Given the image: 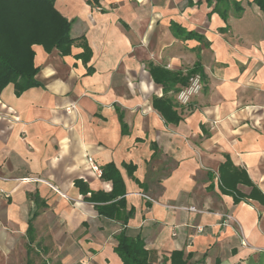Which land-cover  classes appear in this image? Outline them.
Listing matches in <instances>:
<instances>
[{"label":"crops","instance_id":"0c3cea01","mask_svg":"<svg viewBox=\"0 0 264 264\" xmlns=\"http://www.w3.org/2000/svg\"><path fill=\"white\" fill-rule=\"evenodd\" d=\"M234 1L224 20L206 0H55L70 54L34 45L39 85L0 91V264L82 249L123 264L121 231L143 238L152 264L176 251L186 264H264V14ZM195 69L203 88L181 104ZM229 161L251 184L229 180ZM111 193L123 206L107 216L97 207Z\"/></svg>","mask_w":264,"mask_h":264},{"label":"trees","instance_id":"16d2710c","mask_svg":"<svg viewBox=\"0 0 264 264\" xmlns=\"http://www.w3.org/2000/svg\"><path fill=\"white\" fill-rule=\"evenodd\" d=\"M86 1L91 6H100V0ZM206 1L208 4L214 3L213 11L226 20L230 0ZM251 3L258 5L264 14V0H251ZM233 5L237 10L242 9L238 1H234ZM175 25L173 23L172 27ZM70 30L71 21L56 8L55 0H0V91L9 83L14 85L17 95L31 87L38 86L39 82L35 79L38 67L34 63L33 46L41 45L47 51L57 48L62 55L70 54L71 47L77 40L71 36ZM188 35L194 36L195 33H188ZM82 44L85 53L80 57H84L86 62V54L90 53V49L87 44ZM196 74H199L202 79L200 70L195 69L188 73L187 78L183 81L184 87ZM153 75L157 82L164 85L172 84L175 78L173 73L164 69L155 71ZM181 89H176V92L178 93ZM154 103L157 106L160 105L156 99ZM162 112L164 114V111ZM164 118L167 120L166 116ZM100 168L101 177H115L113 174L116 172L112 166ZM229 180H232L234 185L238 181L251 184L245 171L235 167H232ZM76 184L80 186L81 191L87 192L80 180H77ZM107 196V201L111 200V202L106 207L98 205L97 209L101 214L114 216V212H118V208L123 206V200H113L116 198L114 193L106 194V198ZM116 240L115 251L121 257L123 264H152L150 252L146 249L142 237L129 236L125 231H121L116 235ZM171 260L173 264H186V261L182 259V252H173ZM41 264L49 263L45 261Z\"/></svg>","mask_w":264,"mask_h":264},{"label":"built area","instance_id":"2783aa9c","mask_svg":"<svg viewBox=\"0 0 264 264\" xmlns=\"http://www.w3.org/2000/svg\"><path fill=\"white\" fill-rule=\"evenodd\" d=\"M203 88V82L201 79V76L199 74H196L190 78L189 84L182 88L176 95L177 100L181 104H188L191 100V98L194 95H197ZM88 161L90 163L91 168L97 172L98 174L101 173V168L98 165L97 162L93 159V157L89 156ZM9 196V194H7ZM192 210L198 211L196 207H191ZM236 222L235 217L232 214H226L223 217L222 224L225 226L232 225V223ZM202 227H198V231H202ZM246 243V241H245Z\"/></svg>","mask_w":264,"mask_h":264},{"label":"rangeland","instance_id":"374dc122","mask_svg":"<svg viewBox=\"0 0 264 264\" xmlns=\"http://www.w3.org/2000/svg\"><path fill=\"white\" fill-rule=\"evenodd\" d=\"M233 2L234 0H230V5L233 6ZM246 4V3H245ZM229 7V6H228ZM199 18H196V20H198ZM195 20V21H196ZM236 21L235 18L232 19V23L234 25V22ZM72 203H74V200H70ZM79 251V250H77ZM81 251H83V254L79 251V253H75L72 256H67L65 253L63 254H59L57 256H51V257H45L44 254L41 255L39 252L33 254V259L35 260V262L40 263L42 260H48V262L50 264H61L62 262H64V264H95V258L94 255L92 254H88L85 252L84 249H82ZM11 260L15 261V264H23L25 261V257L17 254V255H13L11 257Z\"/></svg>","mask_w":264,"mask_h":264}]
</instances>
